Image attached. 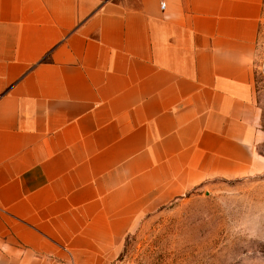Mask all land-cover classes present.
Here are the masks:
<instances>
[{"label":"crops","instance_id":"obj_1","mask_svg":"<svg viewBox=\"0 0 264 264\" xmlns=\"http://www.w3.org/2000/svg\"><path fill=\"white\" fill-rule=\"evenodd\" d=\"M263 5L0 0V264H113L142 216L263 171Z\"/></svg>","mask_w":264,"mask_h":264},{"label":"rangeland","instance_id":"obj_2","mask_svg":"<svg viewBox=\"0 0 264 264\" xmlns=\"http://www.w3.org/2000/svg\"><path fill=\"white\" fill-rule=\"evenodd\" d=\"M253 70L264 135V5ZM258 153L264 158V140ZM113 264H264V170L210 178L142 216Z\"/></svg>","mask_w":264,"mask_h":264},{"label":"built area","instance_id":"obj_3","mask_svg":"<svg viewBox=\"0 0 264 264\" xmlns=\"http://www.w3.org/2000/svg\"><path fill=\"white\" fill-rule=\"evenodd\" d=\"M165 7V5L164 4H162V8H164Z\"/></svg>","mask_w":264,"mask_h":264}]
</instances>
